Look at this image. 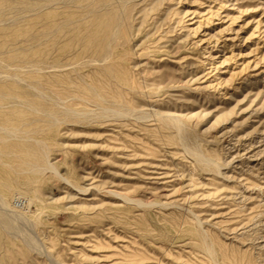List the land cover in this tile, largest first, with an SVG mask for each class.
<instances>
[{
  "label": "rangeland",
  "instance_id": "rangeland-1",
  "mask_svg": "<svg viewBox=\"0 0 264 264\" xmlns=\"http://www.w3.org/2000/svg\"><path fill=\"white\" fill-rule=\"evenodd\" d=\"M140 6L0 0V264H264V0Z\"/></svg>",
  "mask_w": 264,
  "mask_h": 264
},
{
  "label": "bare ground",
  "instance_id": "bare-ground-1",
  "mask_svg": "<svg viewBox=\"0 0 264 264\" xmlns=\"http://www.w3.org/2000/svg\"><path fill=\"white\" fill-rule=\"evenodd\" d=\"M101 3H103L104 5H108V8L107 10L105 11L104 15L101 16L100 18H95V19H92V23H91V28L90 30L85 34V41H86V45H92V44H95L96 47H97V50L99 53H103L105 50H107L110 46V42H111V38H112V35H111V28H113L114 26H117L119 24H123L126 20H130L133 17H135L133 15V11H135L136 7L140 6L138 12L139 14L141 15V19L143 21V0H139V1H132L129 3V5L127 6L126 10L125 11H120L119 10V7L117 4H115L112 0H101ZM127 3V1L125 2ZM78 19V18H77ZM80 19V18H79ZM81 20V19H80ZM119 35L121 37H124L125 36V31L122 29L120 30L119 32ZM123 39V38H122ZM129 40V38H127ZM126 40V39H125ZM123 41V40H122ZM126 56V55H125ZM127 57V56H126ZM109 59V58H108ZM97 60V59H96ZM90 61V60H89ZM87 62V61H86ZM92 62V61H91ZM91 62H89L91 64ZM95 62V60L93 61ZM1 63V62H0ZM45 66V65H44ZM50 66V65H49ZM65 66V65H64ZM31 67V66H30ZM48 67V66H47ZM52 68V72H56V71H60L62 69V66L60 65V63H56V64H53L51 66ZM103 67V66H102ZM65 68V67H63ZM41 69V67H35L34 68V71H39ZM50 69V70H51ZM63 70V69H62ZM33 71V70H32ZM108 71V70H107ZM77 75V74H76ZM109 75H110V72H109ZM79 78V77H78ZM113 78V77H112ZM80 80H82L80 78ZM77 81V80H76ZM83 81V80H82ZM37 83V82H36ZM84 83V82H83ZM132 83V82H131ZM39 84V83H38ZM72 84V83H71ZM99 84V83H98ZM51 86V85H50ZM90 87V86H89ZM88 87V89H89ZM126 89V88H125ZM94 90V89H93ZM97 90V89H96ZM104 90V89H103ZM115 90V89H114ZM132 91H134L133 89H131ZM86 91V90H85ZM95 91V90H94ZM98 91V90H97ZM141 92V91H140ZM93 93V92H91ZM95 93V92H94ZM125 93V92H124ZM68 94V93H67ZM96 94V93H95ZM94 95V94H93ZM97 95V94H96ZM110 95V94H109ZM9 96V95H8ZM99 96V94H98ZM4 96H1L0 98H2ZM97 97V96H96ZM49 98V97H48ZM76 98V97H75ZM96 99V98H95ZM100 99V97H99ZM103 98H101L102 100ZM106 99V98H105ZM49 100V99H48ZM51 100V99H50ZM49 100V101H50ZM98 100V99H97ZM115 100V99H114ZM52 101V100H51ZM67 101V100H66ZM99 101V100H98ZM64 102V101H63ZM106 103V102H105ZM113 104V103H112ZM54 105V104H53ZM118 105V104H117ZM120 106V105H119ZM34 107V106H33ZM40 108V107H39ZM64 108V107H63ZM100 108V107H99ZM124 108V107H123ZM66 109V108H65ZM105 109V108H104ZM116 109V108H115ZM117 109H119L117 107ZM121 109V108H120ZM126 109V108H125ZM36 110V109H34ZM63 110V109H62ZM100 110V109H99ZM127 110V109H126ZM132 110V109H131ZM37 111V110H36ZM39 111V110H38ZM43 111H46V110H43ZM101 111V110H100ZM123 111V110H122ZM63 112V111H62ZM74 112V111H73ZM104 112V111H103ZM108 112L110 113V111L108 110ZM107 112V113H108ZM58 113V112H57ZM93 113V112H92ZM113 113L116 114V115H122V114H126V112H120L119 111H115L113 110ZM46 114V112L44 113V115ZM59 114V113H58ZM71 114V113H70ZM85 114V113H84ZM158 114V113H157ZM163 114V113H162ZM48 115L55 118V114L54 113H48ZM74 115V114H73ZM90 115V114H89ZM101 115V114H100ZM160 115V114H159ZM47 116V115H46ZM163 116V115H162ZM166 116V114H165ZM48 117V116H47ZM82 117V116H81ZM164 117V116H163ZM52 118V119H54ZM166 118V117H165ZM167 118L176 126L177 128V132H181V121L180 119L174 114V115H168L167 114ZM168 119H165V121H167ZM168 120V121H169ZM58 121V120H57ZM59 122V121H58ZM54 123V122H53ZM57 123V122H56ZM55 124V123H54ZM170 124V123H169ZM172 125V124H170ZM173 125V126H174ZM0 130H2V132L6 131L7 133H11V131L8 129V128H4V127H0ZM5 132V133H6ZM8 133V135H9ZM12 134V133H11ZM14 134V133H13ZM178 134V133H177ZM10 137V136H9ZM182 139V138H180ZM6 140V139H5ZM37 142H40V141H37ZM183 143V142H182ZM187 146V145H186ZM38 147V146H37ZM41 147V146H40ZM46 147V146H44ZM39 149V147H38ZM42 149V148H40ZM43 151V149H42ZM41 153V159H40V164H35L33 165L35 169H42V171H44V169H51V170H55V167L48 161V157H47V149H46V152L43 151V152H40ZM199 153V152H198ZM199 155V158H201V160H204L206 162H208L209 164L212 163L215 164V160L213 157H210V156H204V155H201V154H198ZM196 157V156H195ZM198 159V158H197ZM200 161V159H199ZM202 162V161H201ZM30 164V163H29ZM206 165V164H205ZM211 165V164H210ZM33 170V169H32ZM56 172V170H55ZM114 193V192H113ZM27 198V197H26ZM0 201L1 203L0 204H4V206L8 207L9 204L3 199V198H0ZM30 202V201H29ZM19 204V203H18ZM2 206V207H4ZM10 208V207H8ZM5 209V208H4ZM22 209V208H21ZM2 210V209H1ZM10 210V209H9ZM9 212V211H8ZM12 212V210L10 211ZM9 212V213H10ZM13 214V212H12ZM11 216V215H10ZM9 216V217H10ZM14 217V216H13ZM12 217V218H13ZM14 222V221H13ZM27 227V226H26ZM205 233V232H204ZM201 234V233H200ZM205 235V234H204ZM204 241V240H203ZM205 244H206V241H205ZM213 244V243H212ZM212 246V245H211ZM208 247V246H207ZM211 249V248H210ZM211 252V251H210Z\"/></svg>",
  "mask_w": 264,
  "mask_h": 264
}]
</instances>
